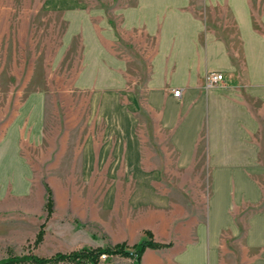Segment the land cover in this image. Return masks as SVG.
<instances>
[{"label":"rangeland","instance_id":"rangeland-1","mask_svg":"<svg viewBox=\"0 0 264 264\" xmlns=\"http://www.w3.org/2000/svg\"><path fill=\"white\" fill-rule=\"evenodd\" d=\"M183 2L170 0L168 10L167 0H79L62 10L47 0H0V264H79L83 249L98 259L86 264H148V249L173 246L161 238L166 230L149 227L150 209L127 214L121 188L130 186L106 174L111 155L92 176L80 167L85 138L94 135L100 157L92 93L115 90L147 119L149 95L165 89L186 50L175 44L177 20L184 11L207 19L202 0ZM213 14L229 23L225 9ZM151 155L146 165L156 167ZM254 210L237 209L241 227ZM132 223L140 232L127 231ZM148 233L162 247L137 253ZM123 245L127 254L113 252ZM225 252L226 264H247L257 249L230 240Z\"/></svg>","mask_w":264,"mask_h":264},{"label":"crops","instance_id":"crops-1","mask_svg":"<svg viewBox=\"0 0 264 264\" xmlns=\"http://www.w3.org/2000/svg\"><path fill=\"white\" fill-rule=\"evenodd\" d=\"M47 3L71 10L79 0ZM201 4L207 19L184 11L177 20L175 44L186 50L165 89L149 95L147 119L115 90L90 95V112L103 131L100 157L94 135L85 138L81 175L92 176L111 155L106 174L130 186L121 188L128 192L122 201L127 214L150 209L149 227L166 230L162 240L174 243L148 249V264H226V242L241 239L257 249L247 264H264V0ZM216 8L226 10L229 23L214 16ZM210 72L224 79L210 86ZM147 151L159 161L156 167L146 165ZM249 207L259 210L241 227L236 211ZM131 226L128 232H140L138 223Z\"/></svg>","mask_w":264,"mask_h":264},{"label":"trees","instance_id":"trees-1","mask_svg":"<svg viewBox=\"0 0 264 264\" xmlns=\"http://www.w3.org/2000/svg\"><path fill=\"white\" fill-rule=\"evenodd\" d=\"M47 207L49 208V210H52L53 207V199L51 196L48 197L47 199ZM148 235V239L146 241H144L141 245H139L136 249L137 253H142L147 247H152V248H158V247H162V245L157 244L156 242L153 241V237L150 233L147 234ZM113 252L115 253H120L122 255L127 254V251H124V245L115 249ZM107 251H103V253H100L98 256L102 255V254H107ZM78 258H80V261L77 258V262H80L79 264H86V263H96L98 262L97 259V255H93V253L90 250L87 249H83L80 251V253L77 255ZM68 258H70V256H66V255H59L58 257H56L57 260H68ZM55 260V259H53ZM55 260V261H57Z\"/></svg>","mask_w":264,"mask_h":264},{"label":"built area","instance_id":"built-area-1","mask_svg":"<svg viewBox=\"0 0 264 264\" xmlns=\"http://www.w3.org/2000/svg\"><path fill=\"white\" fill-rule=\"evenodd\" d=\"M223 79H224L223 74L219 72H210L207 75L208 85L210 86L220 83ZM180 94H181V90L174 91L175 96L179 97Z\"/></svg>","mask_w":264,"mask_h":264}]
</instances>
